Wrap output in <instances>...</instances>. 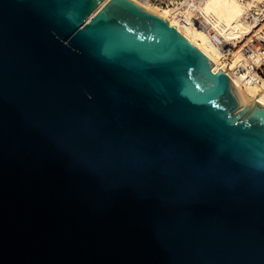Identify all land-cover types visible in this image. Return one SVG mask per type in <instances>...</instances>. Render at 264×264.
Masks as SVG:
<instances>
[{"label":"water","instance_id":"1","mask_svg":"<svg viewBox=\"0 0 264 264\" xmlns=\"http://www.w3.org/2000/svg\"><path fill=\"white\" fill-rule=\"evenodd\" d=\"M134 0H0V264H264V105Z\"/></svg>","mask_w":264,"mask_h":264},{"label":"bare ground","instance_id":"2","mask_svg":"<svg viewBox=\"0 0 264 264\" xmlns=\"http://www.w3.org/2000/svg\"><path fill=\"white\" fill-rule=\"evenodd\" d=\"M134 1L164 17L172 27L213 62V69H223L234 83L242 103L249 102L253 97L260 104L264 105L263 87L250 86L249 88H245L241 83L242 76H236L227 70L228 67L230 69L234 67L238 48L254 32L251 25L242 20L244 7L238 0H222L221 3L217 0H201L198 2L197 6L199 10L193 16L197 23H200L201 27H205L204 30L198 27L197 24L193 25V22L189 23L188 20L181 19L174 11H158L151 4L158 5L161 8L166 6L152 3L149 0ZM179 14L181 13L179 12ZM185 14H187L186 11ZM234 25L237 28L234 29ZM210 33H213L214 36L210 35ZM229 43H232L234 46L231 50H226Z\"/></svg>","mask_w":264,"mask_h":264},{"label":"built area","instance_id":"3","mask_svg":"<svg viewBox=\"0 0 264 264\" xmlns=\"http://www.w3.org/2000/svg\"><path fill=\"white\" fill-rule=\"evenodd\" d=\"M162 6L170 8L172 11L178 14L177 8H187V4L180 3L179 6L173 8L169 5H173L171 0H150ZM244 7V14L242 18L251 25L254 32L240 45L238 48V55L235 60L234 67L228 72L234 75L242 76L241 83L245 88L259 87L264 89V0H238ZM258 5L262 8L259 9ZM181 19L188 20L189 23L196 25L202 30L205 27H201L200 23L194 19V16L190 18L183 17L178 14ZM256 29V30H255ZM207 33L209 31L206 30ZM213 35V33H210ZM214 36V35H213ZM219 44V43H218ZM226 45V44H223ZM233 44L229 43L226 50H231ZM222 47V46H221ZM227 52V51H226ZM213 72L217 71L212 69ZM221 71H224L223 69ZM227 74V73H226ZM228 75V74H227ZM253 99V97L251 98Z\"/></svg>","mask_w":264,"mask_h":264},{"label":"rangeland","instance_id":"4","mask_svg":"<svg viewBox=\"0 0 264 264\" xmlns=\"http://www.w3.org/2000/svg\"><path fill=\"white\" fill-rule=\"evenodd\" d=\"M150 1V0H149ZM172 2H173V5H169L170 7H173V8H175V7H177V6H179V4L180 3H183L184 5L185 4H187L186 6H187V8H177V9H175V11L176 10H178V14H179V12L181 13L180 15H183V17L184 16H186L187 18H190L191 19V17H193V15H194V13H197V11L199 10V8H198V2H200L201 0H171ZM219 3H221L222 2V0H217ZM150 2H152V1H150ZM152 3H155V2H152ZM153 7H155L158 11H172L171 9H169V8H166V7H159L158 5H155V4H151ZM258 8L259 9H261L262 8V6L261 5H258ZM185 11H186V13L187 14H185ZM185 14V15H184ZM189 14V15H188ZM242 20L244 21V22H246L243 18H242ZM247 23V22H246ZM249 24V23H248ZM234 27V29L235 28H237V26L236 25H234L233 26Z\"/></svg>","mask_w":264,"mask_h":264}]
</instances>
